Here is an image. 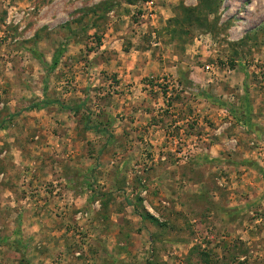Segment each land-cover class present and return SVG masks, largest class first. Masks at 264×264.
<instances>
[{"label": "rangeland", "instance_id": "obj_1", "mask_svg": "<svg viewBox=\"0 0 264 264\" xmlns=\"http://www.w3.org/2000/svg\"><path fill=\"white\" fill-rule=\"evenodd\" d=\"M152 1L0 0V264H264V194L231 166L262 173V140L221 110L263 85L264 0Z\"/></svg>", "mask_w": 264, "mask_h": 264}, {"label": "crops", "instance_id": "obj_2", "mask_svg": "<svg viewBox=\"0 0 264 264\" xmlns=\"http://www.w3.org/2000/svg\"><path fill=\"white\" fill-rule=\"evenodd\" d=\"M153 3H154V1H153ZM129 5H133V4L129 3ZM104 46L105 45H102V48ZM100 57H101V55H100ZM100 57L98 58L99 60H100ZM126 58L128 59L129 56L126 57ZM122 60H124V59H122ZM125 62L122 64L121 62L119 63V61H118V62H116L115 65L113 63V59L110 60V61L108 60V62H102V63H99V64L96 62V63H94V68L93 69H100V70H102V69L104 70L105 69L106 70V69H108L110 67L114 68L115 71L119 72L118 78H122L123 77V80H121V82L116 86L118 89L121 88V89H125V91H128V90L134 88L135 91H136L135 92L136 94H138V92H140V91H142V94L147 92L148 91L147 89L139 90V86H137V85H140V84H139L138 81L136 83L137 85H135V86L134 85L131 86V85H129L127 83L130 80V78H132V77L135 78L134 74L137 72L135 70L136 69L135 68V64H139V62L135 61V59H133L132 61H130V65L129 66L125 65ZM86 69L88 70L89 68L86 67ZM89 70H92V69L90 68ZM131 70H132V72H131ZM126 72H130V74L129 73L126 74ZM191 75H192V73H191ZM243 78H244V80H247L248 73L245 72L243 74ZM262 82H263V85L260 87L261 90H258V87H255V86H251V87L247 86L248 91H247V89H246V91H244L245 88H246V85H245L246 82L243 83V85L245 87L244 89L243 88L241 89V87H243V86L236 88V90H238V91H236V90L231 88V87H233V85L231 83H225V85H223L224 88L226 87L229 91H232L234 94H235L234 91H236V92H239V91L241 92L242 91L243 92V94L242 93H236V96H233V94H229V95H232L231 97H232V99L234 98V100L236 101V105L238 104V107H240L243 102H245V101L247 102V98H248V102L251 103L250 105H251V109L252 110H251L250 113H247V115L250 117V119L248 121L249 126H246L243 123H241V125L245 129H247V128L251 129V130L253 129L255 131L254 132L255 135H257V137L262 140L261 143L263 144V146H261V147L259 146L258 147V143L260 141L255 139L258 142H256V143L254 142V145H252L248 150L243 148L242 149V155L244 157L248 156L250 159L257 158L259 156H264V81H262ZM228 84H231V85H228ZM136 94L134 95L135 99L132 98L131 96L128 97L133 102V103H131V107L129 106V108H134V110H132V111H136L137 110L136 103L137 104L140 103V101L138 99H136V98H138V96H136ZM225 95H227V94H225ZM121 96H122V94L120 92L118 94H115V97H117L118 101L122 105L123 104V100H122ZM253 98H255V99H253ZM122 107H123V105H122ZM121 109L123 110V108L120 107L118 109V112ZM124 109L127 110L126 108H124ZM43 110H45V109H39V110L38 109H34V110H32L31 113H35V114L39 113V114H41L43 112ZM221 110H222V112L225 111L224 108L221 109ZM135 114L137 115L136 112H135ZM150 114H151V112L148 113V115H146V117L150 116ZM137 116L138 117H134V118L132 117L131 121H129L130 123L128 122L127 118H120L122 120L118 119L117 124L118 125L120 124L123 128L128 129L130 132H134L135 129H136V126H138V124L140 123L139 115H137ZM228 121H229V119H228ZM127 122L129 123V125H127L128 124ZM146 122L147 121H145V124H146ZM228 123L229 124H234L235 122L233 123V121H230ZM130 126H132V127H130ZM133 126H135V127H133ZM150 132H151L150 134L152 135L153 130L151 128H150ZM160 132L163 133L164 129H161ZM163 135L166 137V133L165 132L163 133ZM162 138H163V136H162ZM232 140H235V139L232 137ZM215 147L217 148V144L214 145L212 148L214 149ZM219 152L220 151H218V153ZM259 161H261V158H259ZM259 163H261V162H259ZM231 166L237 172H242L243 171L242 174L241 175L238 174V176L240 177L239 184L241 183V187L245 188V191H244L245 193L244 194H245L246 197H247L248 194L255 196L256 194H253V190H254V193L257 191L259 193V196H262L264 194L263 193L264 192V170L263 169H262V171H263L262 173H258L260 175L259 176V175H257V172H260L259 171L260 169H258V168H260L259 166L254 167V166L250 165L249 163H244V162L243 163H238V164L237 163L236 164H232ZM102 167L103 166L97 167V169H98L97 173L98 174L97 175L95 174V178L99 182L103 181V178L101 176H98L100 174V172H101L100 170L102 169ZM105 170H107V169L103 168L102 172L106 173L107 171H105ZM119 170L115 169V171H116L115 173H119V174L122 173V172H119ZM240 170H242V171H240ZM90 171H92V170H90L88 167H84L83 166V167L80 168V174H81V177H82L81 178L82 181H81L80 185H82L84 182H86V181H83V179H85V180L89 179V177L91 176ZM257 176H259V177H257ZM254 178H256V180ZM257 180L259 182H256ZM8 190H10V189H8ZM242 203L244 204L245 202L243 200H241L240 204H242Z\"/></svg>", "mask_w": 264, "mask_h": 264}, {"label": "trees", "instance_id": "obj_3", "mask_svg": "<svg viewBox=\"0 0 264 264\" xmlns=\"http://www.w3.org/2000/svg\"><path fill=\"white\" fill-rule=\"evenodd\" d=\"M126 1H128L129 3H131V4H133L134 3V1H136V0H126ZM143 1H147V0H143ZM204 1V0H203ZM211 1V0H210ZM189 10H191V9H189ZM247 81H246V83H245V85H246V89H247ZM191 84V83H190ZM191 85H189V87H190ZM192 89L194 88V87H191ZM248 90V89H247ZM202 92V91H201ZM208 97V96H207ZM54 102V101H53ZM44 104H48V102L46 103H44ZM251 103H249L248 102V98H247V102L245 101V102H243L242 103V105L240 106V107H234L233 105H231V103H228V102H222V105L224 106V108L225 109H227L229 112H230V114L232 115V117L233 118H236L240 123H243V124H245L246 126H249V124H248V121H249V119H250V117L247 115V113H250L251 112V105H250ZM39 104H37V105H35V106H38ZM248 116V117H247ZM105 125L107 126V123H105ZM144 215L145 216H148V217H150V218H152L153 219V217L148 213V212H146V213H144ZM209 262V260L207 261V263Z\"/></svg>", "mask_w": 264, "mask_h": 264}, {"label": "built area", "instance_id": "obj_4", "mask_svg": "<svg viewBox=\"0 0 264 264\" xmlns=\"http://www.w3.org/2000/svg\"><path fill=\"white\" fill-rule=\"evenodd\" d=\"M153 1L152 0H147L144 2L145 5V10L148 9L150 12L154 11L155 9L153 8ZM206 69L208 72H212L214 68L212 67L211 64L206 65ZM226 112L228 111L227 109H224Z\"/></svg>", "mask_w": 264, "mask_h": 264}]
</instances>
